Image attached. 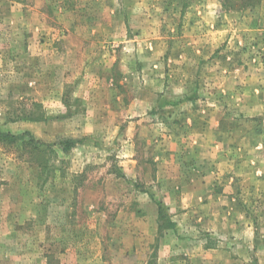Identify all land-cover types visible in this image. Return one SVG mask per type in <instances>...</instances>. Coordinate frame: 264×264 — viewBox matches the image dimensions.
Masks as SVG:
<instances>
[{
    "label": "rangeland",
    "instance_id": "rangeland-1",
    "mask_svg": "<svg viewBox=\"0 0 264 264\" xmlns=\"http://www.w3.org/2000/svg\"><path fill=\"white\" fill-rule=\"evenodd\" d=\"M0 130V264H264V0H0Z\"/></svg>",
    "mask_w": 264,
    "mask_h": 264
},
{
    "label": "trees",
    "instance_id": "trees-1",
    "mask_svg": "<svg viewBox=\"0 0 264 264\" xmlns=\"http://www.w3.org/2000/svg\"><path fill=\"white\" fill-rule=\"evenodd\" d=\"M219 1L221 3L222 7L227 11L242 12V11H246V10L255 8L256 6H258L261 3L262 0H219ZM37 121H39V120H37ZM23 136H30V134L26 133L24 135H15V134H11L8 132L4 133L0 130V138H8L11 142H13V144L21 142V145H22L23 144V141H22ZM29 144H27V145H29ZM58 145L60 146L62 151H67L70 148L75 147L76 142H73L70 139H66V140L61 141ZM34 150L37 151L38 146L35 145ZM159 214L161 217H163V212H162L161 207L159 210ZM167 227H168L167 229H173L174 228L173 222H168Z\"/></svg>",
    "mask_w": 264,
    "mask_h": 264
}]
</instances>
